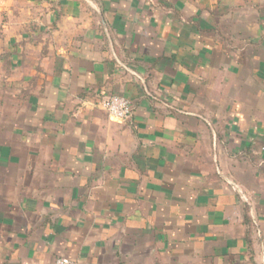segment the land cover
<instances>
[{
	"label": "crops",
	"instance_id": "crops-1",
	"mask_svg": "<svg viewBox=\"0 0 264 264\" xmlns=\"http://www.w3.org/2000/svg\"><path fill=\"white\" fill-rule=\"evenodd\" d=\"M60 256L264 264V0H0V264Z\"/></svg>",
	"mask_w": 264,
	"mask_h": 264
},
{
	"label": "built area",
	"instance_id": "built-area-1",
	"mask_svg": "<svg viewBox=\"0 0 264 264\" xmlns=\"http://www.w3.org/2000/svg\"><path fill=\"white\" fill-rule=\"evenodd\" d=\"M99 106L104 109L110 119L117 122H124L132 115V106L129 98L123 95L110 94L104 96L99 101ZM54 264H77V262L66 256H60L55 259Z\"/></svg>",
	"mask_w": 264,
	"mask_h": 264
}]
</instances>
